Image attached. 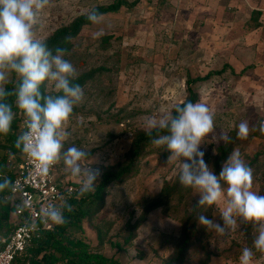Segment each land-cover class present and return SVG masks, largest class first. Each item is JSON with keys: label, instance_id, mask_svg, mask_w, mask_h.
Segmentation results:
<instances>
[{"label": "rangeland", "instance_id": "1", "mask_svg": "<svg viewBox=\"0 0 264 264\" xmlns=\"http://www.w3.org/2000/svg\"><path fill=\"white\" fill-rule=\"evenodd\" d=\"M127 1L136 4L103 14L101 25H85L62 43L66 59L78 73L74 82L80 81L84 89V99L66 125L70 136L65 148L86 149L88 157L81 163L99 171L98 185L105 171L127 162L134 136L149 131L147 119L170 115L183 102L189 78L228 65L193 85L197 102L214 112L216 133L223 130L230 138L216 142L209 134L200 148L217 175L223 164H215L218 147L231 145L230 153L238 149L253 170V191L264 195V134L258 130L264 121V0ZM115 2L51 0L36 38L45 41L76 17ZM100 28L103 34L93 39L92 33ZM14 81L13 75L10 82ZM45 88L48 94H56L51 84L45 83ZM241 121H247L250 129L243 140L237 136ZM21 129L19 124L18 135ZM4 145L0 136V158L8 160L11 154ZM169 155L162 147L146 144L134 174L110 184L95 212L70 228L71 234L121 264H163L181 240L183 223L199 199L193 189L182 186L166 204L147 214L129 244L123 241L127 225L140 217L164 185L177 179L180 162H168ZM56 173L80 185L83 182L82 177L70 175L63 162L57 164ZM225 204L221 200L206 210L197 209L188 220L192 243L181 264H200L206 258L207 264H239L245 247L253 250V264H264V253L253 247L257 233L252 224L238 219L235 231L219 235L198 223L202 214L223 224L219 210Z\"/></svg>", "mask_w": 264, "mask_h": 264}, {"label": "clouds", "instance_id": "2", "mask_svg": "<svg viewBox=\"0 0 264 264\" xmlns=\"http://www.w3.org/2000/svg\"><path fill=\"white\" fill-rule=\"evenodd\" d=\"M51 0H0V136L12 131L16 118L13 105L24 116V130L17 136L15 147L34 162L38 174L43 176L50 168L63 162L65 170L73 177L83 178L80 194L95 190L99 175L82 161L88 157L86 149L75 145L65 148L70 133L66 130L74 107L84 99V89L78 83V73L73 63L66 59L67 49L49 48L36 38L43 12ZM92 25L103 23V14L93 8L86 13ZM104 29L92 33L98 39ZM15 86L8 89L12 76ZM51 84L55 95L45 94L41 86ZM175 114L160 119L149 118L145 126L157 135L152 144L170 153L168 162H180L178 180L181 186L191 188L199 199L197 209H207L225 200L219 210L223 224L198 216V223L206 230L225 235L238 228V219L255 227L253 247L264 253V195L253 191V170L238 149H233L223 162L217 175L205 162V152L200 146L212 134L216 142L229 141L223 130L216 133L212 109L202 102H185L177 105ZM237 136L247 139L250 129L247 121L237 125ZM258 130L264 134V121ZM225 185L227 186L225 188ZM12 187L7 177H0V192ZM65 211H71L67 202L48 203L40 209V222L61 225ZM253 250L245 247L239 264H253Z\"/></svg>", "mask_w": 264, "mask_h": 264}, {"label": "trees", "instance_id": "3", "mask_svg": "<svg viewBox=\"0 0 264 264\" xmlns=\"http://www.w3.org/2000/svg\"><path fill=\"white\" fill-rule=\"evenodd\" d=\"M135 4L136 1L129 2L127 0H117V2L109 7H96L95 9L100 13L105 14L109 11L118 10L122 5L128 7L134 6ZM88 24H90V22L86 19V14L80 15L73 19L69 25L58 28L44 42H46L49 48H62V43L75 37L80 29ZM227 66L228 65H225L222 70ZM246 68L248 67L243 68L242 72L245 71ZM222 70L210 71L203 76L189 78L185 82L186 97L183 102L178 105H182L189 101L196 103L198 100V94L194 90L193 85L199 81L210 79L212 74H219ZM15 83L16 81L10 82L7 85V88L12 89L15 86ZM78 84H80V81ZM41 91L48 94L45 84L41 86ZM174 109L175 107L171 114H175ZM13 110L16 112V118L12 124V131L7 136L2 137L5 142L4 148L8 149L9 153L14 156L17 162H19L23 154L20 149L15 147V141L18 136L16 130L20 124V110L17 109L15 105H13ZM22 131L23 130L21 129L20 133ZM149 131H142L134 136L132 149L128 155L127 162L119 165L114 170L105 171L100 183L96 185L94 191L84 193L78 199H70L67 204L71 205V211H65V222L61 225H53L50 230H45L41 238L34 240L27 248L26 252L15 260L14 264H26V261L27 264H121L116 258L106 256L103 253L96 251L93 245L85 239L74 237L70 232V228L78 227L83 219L88 218L93 212H95L97 205L103 200L104 193L110 184L120 182L134 174V169L142 155L145 145L152 143V139L157 135L155 131H151V135H149ZM231 148V145H221L218 147V157L215 160L216 166H219L220 163H223L227 159ZM13 176L14 174L10 172L7 167V159L1 157L0 177H7L12 182ZM181 187L178 177L173 184L164 185L158 197L146 205L140 217L134 223H129L127 225V234L124 238L123 244H129L136 237L138 227L146 219L147 214L151 210L166 204L173 194ZM9 191L10 188L4 192H0V236L6 235L13 225L12 221H10L12 207L7 201L5 202V196ZM196 204L192 207L187 217V221L183 223L181 240L175 247L173 254L165 260L163 264H181L184 261L186 252L192 243L187 222L197 210L195 207ZM97 237L99 238V236ZM207 261L208 258L203 260L200 264H207Z\"/></svg>", "mask_w": 264, "mask_h": 264}, {"label": "built area", "instance_id": "4", "mask_svg": "<svg viewBox=\"0 0 264 264\" xmlns=\"http://www.w3.org/2000/svg\"><path fill=\"white\" fill-rule=\"evenodd\" d=\"M24 116L19 112V123L24 130ZM7 167L14 174L12 187L5 196L12 207L13 225L10 231L0 236V264H14L34 240L40 239L45 230L53 225L40 222V209L48 203L57 205L78 199L81 185L56 173L57 164L46 175H39L34 162L22 155L17 162L13 155Z\"/></svg>", "mask_w": 264, "mask_h": 264}]
</instances>
